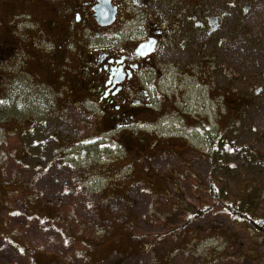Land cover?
<instances>
[{
    "label": "rangeland",
    "instance_id": "rangeland-1",
    "mask_svg": "<svg viewBox=\"0 0 264 264\" xmlns=\"http://www.w3.org/2000/svg\"><path fill=\"white\" fill-rule=\"evenodd\" d=\"M39 1L72 0H0V264H264V228L227 209L264 220V0L224 8L243 113L173 109L189 127L108 136L59 81L53 37L25 14ZM196 118L215 143L184 138Z\"/></svg>",
    "mask_w": 264,
    "mask_h": 264
},
{
    "label": "flooded vegetation",
    "instance_id": "flooded-vegetation-1",
    "mask_svg": "<svg viewBox=\"0 0 264 264\" xmlns=\"http://www.w3.org/2000/svg\"><path fill=\"white\" fill-rule=\"evenodd\" d=\"M209 1L72 0L61 11L39 1L37 12L25 14L51 42L53 37V59L65 63L59 81L66 94L84 109H98L108 135L162 122L172 129L179 120L188 126L189 113L173 109L251 106L245 97L229 99L227 86L224 8L240 7L241 1L213 0V8ZM99 15H111V23L101 24ZM243 99L248 102L242 104ZM196 123L200 133L192 129L184 138L191 134L205 144L218 140L214 129L199 119Z\"/></svg>",
    "mask_w": 264,
    "mask_h": 264
},
{
    "label": "trees",
    "instance_id": "trees-1",
    "mask_svg": "<svg viewBox=\"0 0 264 264\" xmlns=\"http://www.w3.org/2000/svg\"><path fill=\"white\" fill-rule=\"evenodd\" d=\"M236 112V109H233ZM244 109L239 110L238 112L243 113ZM219 201H222L221 197H219ZM225 204V203H224ZM227 209L232 210L235 214L244 216L248 220H253L254 227L257 226L258 228H264V220L263 218H253L252 212L250 210H245V209H239V207H235L233 204L228 205ZM256 229V227H255Z\"/></svg>",
    "mask_w": 264,
    "mask_h": 264
},
{
    "label": "water",
    "instance_id": "water-1",
    "mask_svg": "<svg viewBox=\"0 0 264 264\" xmlns=\"http://www.w3.org/2000/svg\"><path fill=\"white\" fill-rule=\"evenodd\" d=\"M247 11V9H246ZM112 16L111 15H108L107 17H103V15L99 16V21L101 22V24L103 25H108L111 23V19ZM107 20V21H106ZM258 94V93H257Z\"/></svg>",
    "mask_w": 264,
    "mask_h": 264
}]
</instances>
